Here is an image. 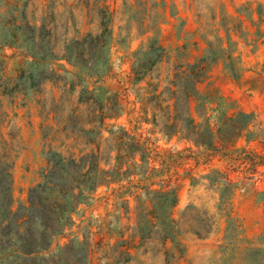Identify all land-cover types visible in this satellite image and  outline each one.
Wrapping results in <instances>:
<instances>
[{"label":"rangeland","instance_id":"374dc122","mask_svg":"<svg viewBox=\"0 0 264 264\" xmlns=\"http://www.w3.org/2000/svg\"><path fill=\"white\" fill-rule=\"evenodd\" d=\"M233 89L264 97V0H0V264L50 153L89 141L118 172L43 264H264V127Z\"/></svg>","mask_w":264,"mask_h":264},{"label":"trees","instance_id":"16d2710c","mask_svg":"<svg viewBox=\"0 0 264 264\" xmlns=\"http://www.w3.org/2000/svg\"><path fill=\"white\" fill-rule=\"evenodd\" d=\"M103 36V32L98 36L87 35L81 41H75L74 48L79 50L80 46H97V43L102 42ZM241 115L248 116L244 113ZM91 122L103 126L102 118ZM110 134L112 139L117 141L115 133L110 132ZM89 147L91 148L88 152L79 150L78 156L73 153L67 156H63L60 152L50 153L39 182L29 190L27 201L21 206L25 213L31 212L32 216L37 215L38 228L36 231L28 226L18 229L21 231L18 232L20 240L16 245L17 259L13 261L15 264H43L45 258L40 256V253L47 250L52 238L70 224V215L77 205L86 199L90 192L102 185L112 173L118 172L117 155L114 157L113 167L106 170L100 164L99 145L89 141L85 148ZM10 183V174L5 173V176L0 178V195L7 196L5 210L14 214L11 211L13 202L8 198ZM3 217L5 218V214ZM25 219L26 216L22 215L18 220L26 223ZM171 222L173 221L170 219ZM7 227L9 229L10 224H7ZM2 248L3 243L0 250Z\"/></svg>","mask_w":264,"mask_h":264},{"label":"crops","instance_id":"0c3cea01","mask_svg":"<svg viewBox=\"0 0 264 264\" xmlns=\"http://www.w3.org/2000/svg\"><path fill=\"white\" fill-rule=\"evenodd\" d=\"M221 77L224 80H227L225 75L222 74ZM214 80V82L217 83L216 79ZM230 95L233 98V102L238 106V111H241L244 114L252 112L256 115V120L253 122L255 127H253V124H249L250 127L252 126V129L264 127V97H257L255 95L247 97L240 92H236L234 89Z\"/></svg>","mask_w":264,"mask_h":264}]
</instances>
